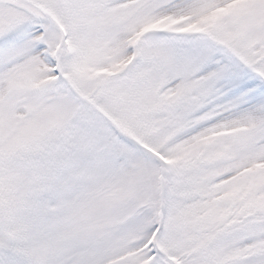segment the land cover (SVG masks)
<instances>
[{
    "label": "snow or ice",
    "instance_id": "snow-or-ice-1",
    "mask_svg": "<svg viewBox=\"0 0 264 264\" xmlns=\"http://www.w3.org/2000/svg\"><path fill=\"white\" fill-rule=\"evenodd\" d=\"M0 264H264V0H0Z\"/></svg>",
    "mask_w": 264,
    "mask_h": 264
}]
</instances>
